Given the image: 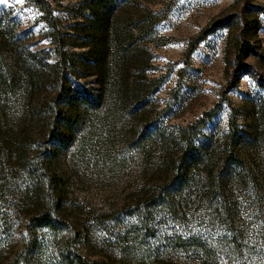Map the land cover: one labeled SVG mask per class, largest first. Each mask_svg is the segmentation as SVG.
Returning a JSON list of instances; mask_svg holds the SVG:
<instances>
[{
    "label": "trees",
    "instance_id": "1",
    "mask_svg": "<svg viewBox=\"0 0 264 264\" xmlns=\"http://www.w3.org/2000/svg\"><path fill=\"white\" fill-rule=\"evenodd\" d=\"M32 1L52 47H22L0 22L1 261L110 264L89 249L95 230L112 234L116 212H98L79 199L80 189L92 174L111 182L142 164L133 181L132 231L150 229L160 213L179 229L162 245L170 258L161 264H187L180 255L196 264H264V175L248 159L249 141L261 135L231 120L215 161L196 140L215 112L187 126L160 121L166 111L153 118L147 99L161 82L144 77L142 40L155 31L158 14L132 11L135 0H81L67 8L76 20L68 26L50 0ZM238 189L253 225L242 220ZM198 222L222 231L184 233ZM117 233L125 246L131 233Z\"/></svg>",
    "mask_w": 264,
    "mask_h": 264
},
{
    "label": "rangeland",
    "instance_id": "2",
    "mask_svg": "<svg viewBox=\"0 0 264 264\" xmlns=\"http://www.w3.org/2000/svg\"><path fill=\"white\" fill-rule=\"evenodd\" d=\"M80 1L50 0L55 16L65 17L68 26L76 20L67 17V8ZM130 9L139 10L142 16H159L155 31L142 40L149 54L144 77L161 82L157 93L147 99L148 109L155 108L153 118L166 111L160 121L187 126L215 112L196 139L198 146H207L205 153L215 161L220 158L216 146L228 136L231 120H237L241 132L254 133L258 129L261 140L257 144L255 139L249 141L248 159L264 175V0H135ZM150 20L146 21L147 29ZM0 22L22 47L33 51L52 47L49 29L32 0L0 4ZM143 168L139 164L134 172L128 169L105 183L92 174L80 189L83 196L79 199L95 206L98 212H116L109 228L112 234L94 231L89 249L92 258H109L110 264H161L169 260L162 245L179 229L168 216L160 213L150 229L132 231L137 214L129 208L138 190L133 181L142 176ZM234 192L241 203L242 220L253 225L255 214L247 206V197L239 194L240 189ZM118 231L131 233L125 246L115 238ZM183 231L204 235L222 229L198 222L184 226ZM100 237L109 243H101ZM178 260L187 264L195 260L196 264L194 256L180 255ZM0 264L5 262L0 259Z\"/></svg>",
    "mask_w": 264,
    "mask_h": 264
},
{
    "label": "snow or ice",
    "instance_id": "3",
    "mask_svg": "<svg viewBox=\"0 0 264 264\" xmlns=\"http://www.w3.org/2000/svg\"><path fill=\"white\" fill-rule=\"evenodd\" d=\"M18 3H22L23 0H17ZM8 0H0V4H7Z\"/></svg>",
    "mask_w": 264,
    "mask_h": 264
}]
</instances>
